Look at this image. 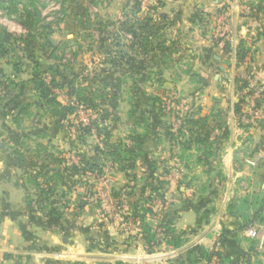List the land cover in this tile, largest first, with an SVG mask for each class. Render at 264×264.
<instances>
[{"label": "rangeland", "instance_id": "rangeland-1", "mask_svg": "<svg viewBox=\"0 0 264 264\" xmlns=\"http://www.w3.org/2000/svg\"><path fill=\"white\" fill-rule=\"evenodd\" d=\"M143 1L148 4L144 13ZM155 1L136 0L134 14L128 15L119 10L122 1L114 0H22L17 12L10 1L0 0V35L6 52H0V145L7 148L13 163L26 170V203L16 209L18 216L27 219L21 223L27 227L23 232L33 224L72 230L79 219L84 227L85 220L90 225L101 217L106 229L112 226L138 235L140 222L132 216L127 222L125 217L144 197L156 227L153 252L159 241L163 246L165 235L157 227L168 208V190L183 180L172 158L174 148L186 152L192 144L194 151L206 147L210 153L219 144L189 142L184 136L197 129L190 124L182 128L179 121L194 118L201 125L207 117L223 123L222 108L209 106L202 113L201 107L206 102L222 103L229 96L227 91L224 98L217 89L209 91L217 86L216 80L191 71V62L184 58L196 52L193 40L183 47L172 42L167 48L160 47V40L146 41L150 33L141 28L149 19V6L158 4ZM250 2L241 0L235 9L230 0V9L241 13ZM27 8L31 17L25 22L18 12ZM220 17L227 27V15ZM234 77L239 90L241 72ZM38 79L50 86L56 105L48 106L40 98ZM52 79L59 86L50 85ZM245 121L246 129L251 123ZM178 162L193 164L195 169L197 158ZM92 165L98 169H91ZM154 186L156 194L150 193ZM151 195L154 199L148 202ZM127 199L134 207L124 203ZM254 215L249 222L244 220L246 229L254 225L264 233V211ZM13 238L8 232L2 241ZM27 238L28 247L39 243L37 238ZM15 251L20 250L1 252L0 264H16L14 255L20 254ZM66 251L51 256L58 262L73 261Z\"/></svg>", "mask_w": 264, "mask_h": 264}, {"label": "crops", "instance_id": "crops-1", "mask_svg": "<svg viewBox=\"0 0 264 264\" xmlns=\"http://www.w3.org/2000/svg\"><path fill=\"white\" fill-rule=\"evenodd\" d=\"M114 1H122L119 10L134 14L136 0ZM251 1L237 14L230 9V0H156L158 4L147 9L149 19L141 28L143 33H150L146 41L152 44L160 40L164 44L160 47L164 48L172 42L171 45L183 47L193 40L196 52L184 58L191 62V71L195 76L216 80L217 86L209 87V91L217 89L223 98L227 91L229 96L222 103L206 102L201 107L202 113L209 111V106L222 108L223 123L205 117L203 125L195 126L199 131L183 135L191 143L201 136L206 138V144L217 142L216 150L207 153L206 147H200L194 151L192 144L186 152L174 148L172 158L178 163L174 165L179 166L183 180L168 190L170 200L161 219L165 216L170 221V237L180 241L181 246L163 240V246L160 244L149 253L150 234L145 233L144 226L151 234L156 228L149 215L140 224L138 235L114 230L112 226L107 230L101 217L90 225L85 220V228L79 219L72 230L34 224L26 229L22 222L27 219L16 213L26 203V170L20 163H13L7 148L0 145V242L8 232L14 236L12 241L0 243V253L19 248V252H14L20 254L14 255L16 264H264V247L260 250L257 241L247 238L244 224L252 220L255 212L264 211V0ZM222 13L227 15L228 26L227 32L219 35L218 16ZM236 72H241L243 78L239 90ZM249 78L253 81H246ZM246 119L251 124L245 129ZM191 121L197 119L179 124L183 128L190 126ZM188 157L197 158L195 169L193 164L178 162ZM144 200L141 197L136 204L143 206ZM124 203L134 207L129 199ZM129 216L126 213L127 222ZM27 236L37 238L38 246L28 247ZM61 241L65 243L60 246ZM59 250H67L68 259L73 261H55L51 255Z\"/></svg>", "mask_w": 264, "mask_h": 264}, {"label": "trees", "instance_id": "trees-1", "mask_svg": "<svg viewBox=\"0 0 264 264\" xmlns=\"http://www.w3.org/2000/svg\"><path fill=\"white\" fill-rule=\"evenodd\" d=\"M12 3V11H16L17 12V5L20 4V2H22V0H8ZM263 5V11H264V3H262ZM19 15H20V19L22 21H25V22H28V20L30 19L31 15H30V12L28 11V8L25 9L23 12H18ZM24 17H26L25 19H23ZM49 46L56 50L57 46L51 42L50 40H47ZM5 43L3 41V39L1 38V35H0V52L1 54H5ZM52 70V68H50V71ZM39 84H38V89H39V95H40V98L45 101L46 105L48 106H51V105H56V101L55 99H52V94H51V91H50V86H47L43 80L41 79H38L37 81ZM50 85L52 86H59V82L56 80V79H52V82L50 83ZM199 121H196V122H193L191 121L189 124L193 125V126H196L198 125V127H200V125L198 124ZM205 123V122H204ZM203 123V124H204ZM201 124V123H200ZM201 124V125H203ZM197 142H205L206 138L204 140H200V138L196 139ZM112 156L116 157L117 155L116 154H113ZM91 169H98V167L96 165H92L90 166ZM154 173V172H152ZM147 185V184H146ZM150 193L152 194H156L157 193V188L156 186L152 187L151 190H150ZM154 199V195H151L150 197H148L146 200L148 202H152ZM123 204V202H122ZM148 203L146 201H144V205L141 206L140 204L139 205H136L134 207L135 211H130V214L132 217H134L137 221L140 222L141 225H143L144 223V219L147 215H153L152 213V210L147 208L146 205ZM137 209H139V212H137ZM249 222V221H248ZM247 222V223H248ZM247 226V224H246ZM160 229H162V232L164 233L165 237L163 238V240H165V242H168L174 246H181V242L178 241L177 239H174V238H171L170 237V233H171V223L170 221H167L165 220V216L160 220V225L158 226ZM144 231L145 233H149L150 235V238H148V248L150 247V252H153V248L154 246H152V242H154L156 239H155V234L154 233H150V229L148 228V226H144ZM159 245L162 244L161 241H159L158 243ZM221 244H224V239L222 240ZM211 258V257H210ZM209 258V259H210Z\"/></svg>", "mask_w": 264, "mask_h": 264}, {"label": "built area", "instance_id": "built-area-1", "mask_svg": "<svg viewBox=\"0 0 264 264\" xmlns=\"http://www.w3.org/2000/svg\"><path fill=\"white\" fill-rule=\"evenodd\" d=\"M232 3H233V8H235V9H239L241 6V0H232ZM147 6H148L147 2L143 1L142 2V9H145ZM224 20H225L224 18L220 17L219 35H221L226 29V24H225ZM245 233H246V236L248 239L258 242L260 250L263 249V247H264V233L262 232L260 227L254 226V225L250 226L246 229ZM211 264H215V262H212Z\"/></svg>", "mask_w": 264, "mask_h": 264}]
</instances>
